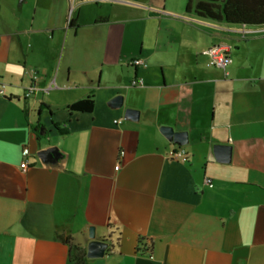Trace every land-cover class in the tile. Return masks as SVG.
Listing matches in <instances>:
<instances>
[{"label": "crops", "instance_id": "1", "mask_svg": "<svg viewBox=\"0 0 264 264\" xmlns=\"http://www.w3.org/2000/svg\"><path fill=\"white\" fill-rule=\"evenodd\" d=\"M26 3L0 0V264H76L91 225L110 247L86 264H264V25L188 0ZM221 43L228 74L206 52ZM89 95L92 112L68 109Z\"/></svg>", "mask_w": 264, "mask_h": 264}, {"label": "trees", "instance_id": "2", "mask_svg": "<svg viewBox=\"0 0 264 264\" xmlns=\"http://www.w3.org/2000/svg\"><path fill=\"white\" fill-rule=\"evenodd\" d=\"M187 10L194 11L203 19L227 22L246 27L264 25V0H188ZM95 98L89 95L68 106L70 111L92 112ZM37 129V128H36ZM70 258L76 264H86L87 250L79 244H73Z\"/></svg>", "mask_w": 264, "mask_h": 264}, {"label": "water", "instance_id": "3", "mask_svg": "<svg viewBox=\"0 0 264 264\" xmlns=\"http://www.w3.org/2000/svg\"><path fill=\"white\" fill-rule=\"evenodd\" d=\"M23 0H20L22 2ZM112 104L117 107H123L124 105V96L117 95L112 99ZM126 118H131L137 120L140 117V110L135 108H125ZM162 131L172 136L176 143L184 144L188 141V132L186 131H176L172 126H163ZM232 146L228 144H217L215 146V152L218 159L223 161H229L232 157ZM38 155L43 160H54L62 154L59 152V148L56 146H51L49 148L40 150ZM88 236L91 239L87 245V256L89 258L103 257L106 255L110 243L105 239L98 238L97 227L95 225L89 226Z\"/></svg>", "mask_w": 264, "mask_h": 264}, {"label": "built area", "instance_id": "4", "mask_svg": "<svg viewBox=\"0 0 264 264\" xmlns=\"http://www.w3.org/2000/svg\"><path fill=\"white\" fill-rule=\"evenodd\" d=\"M246 29L243 28L244 34L248 32V30H246ZM206 52L209 53L211 56L209 64L223 68L226 71V73L228 74L227 68L233 61L232 55H231V47L227 44L221 43V44H218V45L211 47ZM130 63L133 65H146V61L141 59V58H135ZM33 78H34V83L28 88L27 96H30L38 88L37 87V80L39 78V75L35 74ZM143 83H144V80L142 78H139V79L133 80L131 85L137 86V85H143ZM5 87H6V84L2 83L1 88H0V94H2L4 92ZM29 155H30L29 150L25 149L24 150L25 159L21 163V168L23 170H27L30 167L31 163H30V160L28 158ZM170 156L172 158L178 159V160L179 159H187V150L182 146L175 147L174 149L171 150ZM119 167H120V164H118L116 166V169H119ZM206 183L212 185L213 180L210 178H207Z\"/></svg>", "mask_w": 264, "mask_h": 264}, {"label": "rangeland", "instance_id": "5", "mask_svg": "<svg viewBox=\"0 0 264 264\" xmlns=\"http://www.w3.org/2000/svg\"><path fill=\"white\" fill-rule=\"evenodd\" d=\"M23 1H24V4H27L26 6H28V3H26V2L29 1L31 4H32V2H33V0H23ZM30 3H29V8H31V7H30Z\"/></svg>", "mask_w": 264, "mask_h": 264}]
</instances>
